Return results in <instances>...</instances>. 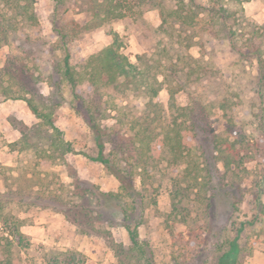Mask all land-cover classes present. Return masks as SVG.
Returning <instances> with one entry per match:
<instances>
[{"label": "rangeland", "instance_id": "1", "mask_svg": "<svg viewBox=\"0 0 264 264\" xmlns=\"http://www.w3.org/2000/svg\"><path fill=\"white\" fill-rule=\"evenodd\" d=\"M243 1L129 0L127 16L73 38L82 56L118 33L133 62L138 55L153 57L147 62L163 80L160 99L167 114L185 119L187 108L197 121L194 131L236 140L249 170L229 172L235 192L238 186L244 192L239 211L226 203L215 211L198 189L175 188L176 171L170 173L166 163L134 167L139 194L135 203L129 197L123 203L138 224L145 248L140 255L123 225L126 213L96 202L94 193L122 191L120 182L90 158L97 146L72 108L70 85L61 74L50 75L52 60L63 56L49 50L54 25L79 28L87 18L82 0H63L61 6L56 0H0V21L8 18L0 46V264H217L243 222L236 264H264V120L253 115L264 110V23L251 17ZM182 7L194 20L180 25L173 12ZM54 81L61 83L63 101L53 94ZM23 95L39 107L62 102L54 119L74 152L62 156L50 147L47 125L17 97ZM140 100L132 94L115 99L122 111L111 109L104 122L111 133L106 152L119 165L135 162L128 120L138 109L124 105Z\"/></svg>", "mask_w": 264, "mask_h": 264}, {"label": "trees", "instance_id": "2", "mask_svg": "<svg viewBox=\"0 0 264 264\" xmlns=\"http://www.w3.org/2000/svg\"><path fill=\"white\" fill-rule=\"evenodd\" d=\"M56 3L61 6L63 0H56ZM81 7L87 13V18L79 28L76 26L69 30L57 23L54 25L55 44H52L49 50L51 53L60 50L63 56L52 60L50 75L54 79L57 74H61L63 80L70 85L72 108L90 127L97 146V155L90 158L104 164L120 182L122 191L115 193L99 190L94 193V197L103 207L116 206L119 211L126 213L123 225L128 232L132 249L140 255H145V248L138 240V224L131 223L129 207L123 203V200L129 197L132 203H135L139 192H137L133 168L150 161L160 160L161 163H166L169 172L176 171L174 187L182 188V185H187L188 189H198L197 195H201V201L210 209L221 210L222 207L219 204L226 203L233 211H239L244 192L241 186H238L239 191L235 192L237 185L230 179L229 172L237 176L235 169L247 172L249 170L244 166L245 161L241 156L238 142L226 137L221 138L217 134L211 136L194 131L197 121L193 119L192 111L189 110L186 113L187 108L184 115L188 118L182 119L175 114L169 116L160 99L163 80L152 74L154 65L147 62L150 58L154 59L153 57L146 59L147 54L138 55L137 62H133L122 51L123 44L118 33H115L114 40L110 44L95 53L82 56L78 52L73 38L80 32L95 30L110 20L127 16L129 0H82ZM183 11L182 7L181 11L173 12L180 19L178 20L180 25L194 20V14H185ZM213 12L216 13V11ZM32 18L36 21L35 17L31 16L30 19ZM6 19L8 18L4 16L0 21L2 26L0 46L8 34L4 28ZM168 52L166 49V54ZM254 53L259 59L261 58L258 50H254ZM162 61V58L157 59L159 63H163ZM199 66L200 64L196 67ZM166 69L171 74L174 71L169 65ZM191 69L195 71V68ZM53 89V94L63 101L64 95L59 81L53 82ZM170 92L171 97L174 98L173 91ZM130 94L141 99L139 102L130 101L124 105L129 110L138 109V113L133 114L132 120H128L131 129L135 131L130 136V144L135 152V162L130 166H123L114 162L110 154L106 152L111 133L104 122L110 117L111 109L120 113L122 111L120 105L114 103L115 99L125 101ZM17 97L27 100L32 112L47 125V138L52 142L50 147L59 150L62 156L75 151L72 142L65 139L54 119V109L62 105L61 101L55 104L43 103L39 107L24 95ZM228 103L226 101L222 105L227 108ZM261 113L253 115L260 116L264 120V110ZM123 122L122 118L121 123ZM261 127H264V121ZM258 156L259 154L253 158ZM219 165H222L223 169ZM135 207L136 205L133 208ZM100 213L103 217L104 213ZM243 223L238 228V234L230 241L229 249L220 256L217 264L237 263L240 254L239 238L245 227Z\"/></svg>", "mask_w": 264, "mask_h": 264}, {"label": "crops", "instance_id": "3", "mask_svg": "<svg viewBox=\"0 0 264 264\" xmlns=\"http://www.w3.org/2000/svg\"><path fill=\"white\" fill-rule=\"evenodd\" d=\"M243 4L254 20L258 23H264V0H245ZM154 21L155 24H159V20Z\"/></svg>", "mask_w": 264, "mask_h": 264}]
</instances>
